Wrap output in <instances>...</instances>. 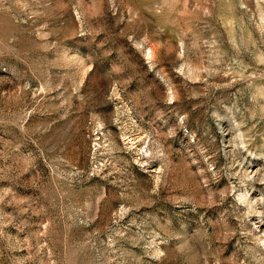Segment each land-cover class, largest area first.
Instances as JSON below:
<instances>
[{"label":"rangeland","instance_id":"rangeland-1","mask_svg":"<svg viewBox=\"0 0 264 264\" xmlns=\"http://www.w3.org/2000/svg\"><path fill=\"white\" fill-rule=\"evenodd\" d=\"M0 264H264V0H0Z\"/></svg>","mask_w":264,"mask_h":264}]
</instances>
